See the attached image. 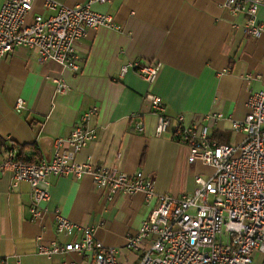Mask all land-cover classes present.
Segmentation results:
<instances>
[{"label": "crops", "instance_id": "1", "mask_svg": "<svg viewBox=\"0 0 264 264\" xmlns=\"http://www.w3.org/2000/svg\"><path fill=\"white\" fill-rule=\"evenodd\" d=\"M46 1L34 0L33 13L46 16ZM53 1L72 7L88 0ZM225 2L93 3L91 10L110 16L119 29H89L75 43L76 72L54 61L40 62L34 50L16 48L0 59V138L20 146L35 145L42 159H50L55 140L68 139L81 114L95 107L90 127L96 138L76 154V161L126 174L142 172L156 194H192L195 176L208 177L213 170L188 162V147L174 138L176 117L182 115L187 125L206 130L219 145L238 144L244 134L234 132L231 122L245 118L248 95L264 83V36L246 34L245 15L232 14ZM256 22L264 26V0ZM135 61L160 64L153 84L132 70L120 75L123 65ZM56 78L66 84L64 94L54 92ZM147 94L162 99L170 119L160 135L158 115L152 112ZM18 99L26 107L19 113ZM135 116L143 121L142 133L136 131ZM49 182L50 200L44 205L48 213L34 222L28 184L11 188V174L0 172V260L4 264L81 261L73 253L52 257L38 253L39 243L81 239V233L71 237L56 233L51 216L55 210L82 227H93L96 240L118 250L121 264L137 259V252L125 248L126 239L148 218L155 199L120 194L108 200L89 176L50 178Z\"/></svg>", "mask_w": 264, "mask_h": 264}, {"label": "built area", "instance_id": "2", "mask_svg": "<svg viewBox=\"0 0 264 264\" xmlns=\"http://www.w3.org/2000/svg\"><path fill=\"white\" fill-rule=\"evenodd\" d=\"M108 1L88 0L70 7L47 0L48 14L44 16L33 13L34 0H4L0 8V59L25 47L34 50L42 63L54 61L64 70L78 71L75 43L89 29H119L110 16L90 8L93 3ZM260 5L261 0H226L224 6L232 14L245 15L244 32L258 38L264 36V26L256 22ZM128 70L151 85L160 64L129 62L120 68V75ZM53 83L56 94L67 91L61 78ZM145 98L158 115L160 135L170 122L162 99L154 94ZM25 108L24 101L18 99L16 112ZM246 108L243 120L231 122L234 132L244 134V139L235 145H219L206 130L187 125L182 115L176 117L174 138L188 147V162L213 170L206 178L195 176L192 194H156L142 172L126 174L76 161V154L96 138L90 127L97 114L95 107L81 114L68 139L55 140L50 159L24 163L17 159L16 150L9 149L0 162V172L11 174V188L20 182L28 184L29 212L34 222L48 213L44 205L50 200V178L89 176L108 200L120 194H141L146 201L155 199L156 206L148 218L126 239L125 248L137 252L132 264H254L256 255L258 264H264V83L259 91L248 95ZM135 117L136 131L142 133L143 121ZM51 216L58 235L71 237L81 233V239L66 244L39 243V254L52 257L73 253L81 259L65 264H121L118 250L96 240L93 227H82L59 210L51 212Z\"/></svg>", "mask_w": 264, "mask_h": 264}, {"label": "trees", "instance_id": "3", "mask_svg": "<svg viewBox=\"0 0 264 264\" xmlns=\"http://www.w3.org/2000/svg\"><path fill=\"white\" fill-rule=\"evenodd\" d=\"M14 149L17 151V159L24 163L35 164L38 163L42 158L39 156L38 149L35 145L31 146H20L14 143H8L4 139L0 138V154H4L7 150ZM29 150L32 153H29Z\"/></svg>", "mask_w": 264, "mask_h": 264}, {"label": "rangeland", "instance_id": "4", "mask_svg": "<svg viewBox=\"0 0 264 264\" xmlns=\"http://www.w3.org/2000/svg\"><path fill=\"white\" fill-rule=\"evenodd\" d=\"M208 172V171H207ZM203 177H207V175H204ZM258 258H259V256L258 255H256L255 256V259H254V264H258V262H257V260H258Z\"/></svg>", "mask_w": 264, "mask_h": 264}]
</instances>
